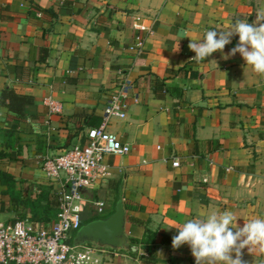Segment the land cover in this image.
I'll use <instances>...</instances> for the list:
<instances>
[{"label": "crops", "instance_id": "1", "mask_svg": "<svg viewBox=\"0 0 264 264\" xmlns=\"http://www.w3.org/2000/svg\"><path fill=\"white\" fill-rule=\"evenodd\" d=\"M261 8L264 0H0V94L32 98L22 118L0 102V223L50 228L61 181L42 161L88 142L118 73L130 84L126 117L106 130L131 150L103 157L109 175L83 191L81 219L110 215L125 177V232L137 251L97 249L98 264H195L189 246L173 250L162 238L213 211L233 212L239 227L264 217V75L244 71L239 53L197 62L188 48L236 19L254 22ZM138 18L147 28L139 55L129 50ZM93 201L105 202L104 216ZM242 259L264 264L247 249Z\"/></svg>", "mask_w": 264, "mask_h": 264}, {"label": "built area", "instance_id": "2", "mask_svg": "<svg viewBox=\"0 0 264 264\" xmlns=\"http://www.w3.org/2000/svg\"><path fill=\"white\" fill-rule=\"evenodd\" d=\"M134 29L137 31L135 43L129 50L139 55L144 45L140 32L147 31V28L138 18ZM118 74L119 82L104 109L101 124L86 132L88 142L42 161L45 176L61 181L55 221L48 229H35L25 220L0 223V264H98L94 258L97 248L73 246L70 232L77 231L83 224V191L109 175V165L103 163V157L127 155L131 150L128 143L121 142L116 134L106 130L112 118L126 117L125 100L130 84L123 74ZM43 104L49 114L61 112V104L53 99H44ZM178 164L174 161L172 166L177 167ZM91 205L96 214H105L104 201H93Z\"/></svg>", "mask_w": 264, "mask_h": 264}, {"label": "clouds", "instance_id": "3", "mask_svg": "<svg viewBox=\"0 0 264 264\" xmlns=\"http://www.w3.org/2000/svg\"><path fill=\"white\" fill-rule=\"evenodd\" d=\"M234 36L239 38L237 45L224 55L225 46ZM188 48L195 53L191 60L197 62L205 61L216 52L221 53L223 60L239 53L245 61L244 71L250 69L264 75V8L256 12L254 22L236 19L227 31L213 29L199 41L190 40ZM237 220L228 210L188 219L175 228L177 235L172 237V248L189 246L195 264H246L242 259L244 249L252 256L254 253L264 256V217L251 218L243 227L237 225Z\"/></svg>", "mask_w": 264, "mask_h": 264}, {"label": "water", "instance_id": "4", "mask_svg": "<svg viewBox=\"0 0 264 264\" xmlns=\"http://www.w3.org/2000/svg\"><path fill=\"white\" fill-rule=\"evenodd\" d=\"M124 182L125 177L122 178L118 187V198L114 211L107 217L94 219L83 224L72 238L73 246H91L116 252L131 251L134 253L137 251V247L130 243L125 232Z\"/></svg>", "mask_w": 264, "mask_h": 264}, {"label": "trees", "instance_id": "5", "mask_svg": "<svg viewBox=\"0 0 264 264\" xmlns=\"http://www.w3.org/2000/svg\"><path fill=\"white\" fill-rule=\"evenodd\" d=\"M0 102L1 104L5 105L8 111L12 112L17 117H24V109L28 104L32 103V98L27 95H20L17 94L14 90H3L0 94ZM2 157L0 156V161ZM98 218V217H96ZM163 244H172V239L163 237L162 241ZM153 254V250L151 255Z\"/></svg>", "mask_w": 264, "mask_h": 264}, {"label": "rangeland", "instance_id": "6", "mask_svg": "<svg viewBox=\"0 0 264 264\" xmlns=\"http://www.w3.org/2000/svg\"><path fill=\"white\" fill-rule=\"evenodd\" d=\"M94 216L95 217H102V216H104V215H98V214H94ZM83 225V224H82ZM81 225V226H82ZM75 233H76V231H74V232H70V236H71V238H73V236L75 235ZM70 243H72V240L70 241ZM82 247H86V246H78V248H82Z\"/></svg>", "mask_w": 264, "mask_h": 264}]
</instances>
